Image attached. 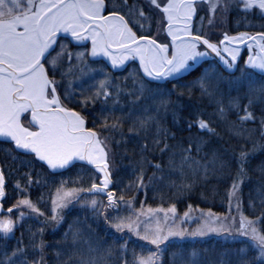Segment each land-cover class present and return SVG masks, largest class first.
<instances>
[{"label": "snow or ice", "instance_id": "snow-or-ice-1", "mask_svg": "<svg viewBox=\"0 0 264 264\" xmlns=\"http://www.w3.org/2000/svg\"><path fill=\"white\" fill-rule=\"evenodd\" d=\"M149 8L158 10L159 19ZM229 12L236 13L237 26L264 29V0H147V6L143 0H0V151L28 168L24 184L12 182L16 200L4 208L10 173L0 167V264H46L49 247L56 264H162L171 244L178 247L168 252L169 264H264V31L224 32L213 40L199 34L195 22L206 15L209 26L222 25ZM145 22L159 25L167 42H158L155 33L138 34ZM245 42L249 55L237 73ZM125 68L123 78L112 75ZM116 154L129 161L126 187L146 188L155 181L184 196L209 177L226 174L230 213L200 210L191 230L182 226L194 219L191 204L179 219L175 204L109 216L118 202L129 209L132 203L115 195L113 185L121 182L113 180L120 171ZM257 154L260 162L253 167ZM77 162L91 166L99 182L68 188L61 180L45 216L28 195L41 183L38 172L33 181L29 166L39 163L54 174ZM147 167L153 171L146 173ZM250 169L259 173L248 200V208L259 207V213L251 216L239 197L251 182ZM97 193L106 197L103 211L96 207ZM76 202L93 213L97 228L114 236L112 242L105 243L90 224L76 227L81 221L75 219L49 245L42 238L46 227L24 223L32 219L56 229ZM132 237L154 250L130 249L137 242ZM204 238L220 244L205 248L204 255L183 247Z\"/></svg>", "mask_w": 264, "mask_h": 264}, {"label": "trees", "instance_id": "trees-1", "mask_svg": "<svg viewBox=\"0 0 264 264\" xmlns=\"http://www.w3.org/2000/svg\"><path fill=\"white\" fill-rule=\"evenodd\" d=\"M112 2V1H111ZM116 0H113V3H115ZM132 2V0H130ZM143 4L145 6L146 2L143 0ZM154 18L156 15L155 11H152L150 8L148 9ZM243 15V13H241ZM251 19H255L254 17H251ZM146 24V22H145ZM148 24V23H147ZM220 25L223 27V29H231L234 28L235 31H252V32H260L264 31V29L260 27H245L243 23H241L239 26H237L236 23V15L235 13L229 12L227 14V17L224 21V23L221 25L219 22L216 23V25ZM146 26V25H145ZM154 22L151 23L148 27H145L143 31H140L138 34L141 35H150L152 34L154 30ZM150 28V31H149ZM212 28V27H210ZM135 30V29H134ZM219 34H216L214 36H211L213 40H217ZM207 59V58H205ZM240 63H243V56L241 57ZM239 64L238 68L236 69V72L239 73L240 67L242 66ZM126 72V71H124ZM124 72L122 73H113V76H119L123 78ZM226 74V73H225ZM74 87L76 85H73ZM170 86V85H169ZM61 92L63 91V87L61 86ZM186 99V98H185ZM69 106H73L69 104ZM79 110V109H77ZM97 108L93 109V111H98ZM210 111V109L208 110ZM259 115L258 111L256 113ZM168 121H171V117H168ZM88 126L90 127L91 124L89 123ZM215 126V125H213ZM249 127H253L254 125H247ZM170 130L175 131V129L171 128V125L169 123ZM219 131V129H217ZM126 131V128H125ZM227 135V133H225ZM259 139V136L256 137ZM3 138H0V141H2ZM232 142V141H230ZM7 144H4L3 147H7ZM132 145L129 144L128 148L131 149ZM124 148V145L121 144L120 151L122 152ZM113 153H116V145L113 142L112 144ZM26 160L27 157H24ZM113 159L116 163V167L120 169V171H117L115 175L113 176V180L115 181L117 178L120 179V183L114 184L113 187L116 189L115 195L117 197L123 196L124 200L127 201L129 198H131V209L127 206V204H120L119 202L113 209L107 210L109 216H116V215H123L128 216L129 212L132 211L135 212L136 209H141V211H145L149 208H157L158 206L160 208H167L169 204H175L176 211H177V219H179V215L182 214L188 204H191L193 206V215L194 219L191 221H186L182 226H187L189 230L191 228L195 227L199 223V219H196L195 217L200 216V210H208L211 209V211L214 214L219 215H228L230 213V209L228 206V193L227 189L229 184L231 183L230 179L227 177V175L219 176V177H209L207 182L197 184L193 190L190 193H186L184 196H180L175 193L173 189L170 187L164 186L162 183H157L155 181L151 182L149 187L146 188H140L137 189L134 186L126 187L127 182L132 178L130 173V170L127 168V165L129 163L128 158L125 157L123 160L121 159V156L119 154H116L113 156ZM260 162V154H257V157L251 162L252 166L254 167ZM19 164V161H12L10 157H5L4 153L0 151V167H5L6 173H10L8 175V179L10 183L8 184V191H9V198L3 201L4 208H8V206L13 203L16 200V195L12 191V182L16 181L17 179L20 180L21 184H24V181L26 180V176L22 175L28 171V168L24 166L17 167ZM32 167V178L33 181L37 179V172L39 173V179L41 180L40 184H33L29 188V198L33 200V202L39 201L37 204L38 207L44 212L45 216L50 215V203H51V194L53 191H55L58 183L61 180H66L67 184L65 185L68 188L76 187V188H86L89 187L90 184L93 182V179L96 180V182H99V176L94 175L95 170L91 167H82L79 162H77L76 166L73 168H70L68 170H55L53 174V170L45 171L44 168L40 167V164L37 163ZM153 169L151 167L146 168V173H151ZM250 177L251 182L247 185L243 186L241 193L239 194L240 200L243 204L244 211L246 215H255L259 213V207H257L256 211L253 212L248 208V200L250 199V189L254 185L256 179L259 177L258 172H252L250 169ZM145 180L148 179V176L145 175ZM123 189V191H121ZM43 196V199L41 197ZM96 200L100 203L96 205L97 208L103 209V203H106V197L104 195H101L99 193L96 194ZM80 199H92L91 195H81ZM22 211H26V209H21ZM4 215L3 212H0V216ZM63 215V220L61 221V224L57 226L56 229H51L48 226H43L38 223H36L35 220L28 219L25 220V225H32L34 228L39 227H46V231L43 235V240L48 242L49 245H52L54 241L60 239L61 235L64 233L65 229L68 228L69 223L73 222L75 219H79L81 221L80 224H76V227L86 228L87 225H91L93 228L97 229V235L101 239L105 241V243L112 242L114 239V236L111 234H106L103 230H100L97 228L96 223L93 222V213L88 209H81L79 206V203L76 202L73 206L71 211L65 210ZM160 217H163V213H160ZM12 218L15 219V210L12 213ZM43 219V217H41ZM23 227V226H22ZM22 227H17L15 229V236L19 237L22 231ZM114 232V230L109 229V233ZM117 237L120 235L119 233L115 234ZM214 236V234H211ZM133 241H137L136 243H129L128 247L134 248L136 251L140 252L141 254H144L146 251L154 250L153 246L148 245L146 241H138V238L132 237ZM117 243H119V240H116ZM24 243H28L27 235L24 237ZM220 242L214 240L213 238H204L203 240L198 239L195 243H193L191 240L186 241L183 244V247L186 249L191 248H197L201 251V255H204L203 250L205 248H212L213 245H219ZM141 245H144L143 250L141 249ZM225 247H228L229 245H224ZM178 245L171 244L168 247V250L163 254L162 257V264H169L168 259V252L173 251L175 248H177ZM45 256L44 260L46 261V264H56V258L53 255L52 248H46L44 250ZM39 255V253H37ZM130 258V257H129Z\"/></svg>", "mask_w": 264, "mask_h": 264}, {"label": "rangeland", "instance_id": "rangeland-1", "mask_svg": "<svg viewBox=\"0 0 264 264\" xmlns=\"http://www.w3.org/2000/svg\"><path fill=\"white\" fill-rule=\"evenodd\" d=\"M112 2H113V0H111ZM145 2H146V5H147V0H145ZM203 13H204V10L202 9L201 10V15H203ZM232 13V12H231ZM154 15H156L155 17H154V20L155 19H159V17H160V14H159V12H158V10H156L155 11V14ZM235 15H236V13H235ZM197 25H200L201 26V24L203 23V24H205L206 26H209L208 25V19H207V16L206 15H204V19H203V21L201 22V20L199 19L197 22ZM155 24V29L154 30H156V33L155 34H157L159 37H160V39H159V41H161V42H167L166 40H165V37H166V33L165 32H163L162 30H161V28L159 27V25H157L156 23H154ZM146 26L145 27H148L149 26V24H147V22H146V24H145ZM209 27H212L211 29H209L208 31H204L203 32V34H201V35H210L211 36V34H219L218 35V37H222V32H224V31H226V29H223V27L222 26H220V25H216V23L215 24H213V25H211V26H209ZM234 29V28H233ZM198 30H201V28L199 27L198 28ZM216 40V39H215ZM217 40H219V38L217 39ZM158 41V42H159ZM247 42H245L244 44H246ZM243 44V45H244ZM248 47V46H247ZM247 51H248V55H249V50L247 49ZM253 55H255V44L253 45ZM93 66V65H92ZM71 78V77H70ZM97 78H99V77H97ZM85 83H87L88 81L87 80H85L84 81ZM73 85H76V83H75V81L73 82ZM62 87H64V85L62 84Z\"/></svg>", "mask_w": 264, "mask_h": 264}, {"label": "flooded vegetation", "instance_id": "flooded-vegetation-1", "mask_svg": "<svg viewBox=\"0 0 264 264\" xmlns=\"http://www.w3.org/2000/svg\"><path fill=\"white\" fill-rule=\"evenodd\" d=\"M199 19L201 20V15H197V16L195 17V22H197ZM201 22H202V21H201ZM196 24H197V23H196ZM200 28H201V30H198V31H199V34H203L204 31H208L209 29H211L209 26H206V25L203 24V23L201 24ZM208 28H209V29H208ZM154 29H155V27H154ZM224 32H227L229 35H232V34H234V33H236V32H240V31H235V30L232 28V30H231V29H228V30L226 29V31H224ZM224 32H222L221 34H223ZM245 32L252 33V31H245ZM153 33H156V30H153L152 34H153ZM156 35H157V34H156ZM214 35H216V34H215V33H214V34H211V36H214ZM154 38H155V36H154ZM159 42H161V41H159ZM73 43H75V42H73ZM81 43L86 45V42H81ZM69 47L72 48V47H73V44H69ZM247 49H248V47H247V43L241 46V48H240V53L238 54V62H237V65H236V69L238 68L239 64H241V63H240L241 57L243 56V61H244L245 58L248 57V54H247L248 51H247ZM92 59H96L97 62L100 63V64L105 63V61H104L103 58H90V63H91V60H92ZM241 65H243V63H242ZM95 66H96V65L93 64V67H95ZM128 66L131 67V65H128ZM236 69H235V70H236ZM124 71H127V69L125 68ZM124 71H113L112 74H113V73L118 74V73H122V72H124ZM57 78L59 79V76H57ZM61 86H62V85H61ZM60 90H61V88H60L58 91H60Z\"/></svg>", "mask_w": 264, "mask_h": 264}]
</instances>
